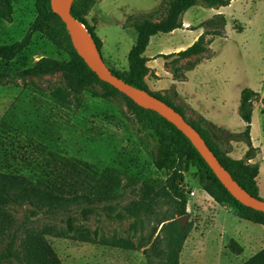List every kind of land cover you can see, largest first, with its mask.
<instances>
[{"label": "rangeland", "instance_id": "374dc122", "mask_svg": "<svg viewBox=\"0 0 264 264\" xmlns=\"http://www.w3.org/2000/svg\"><path fill=\"white\" fill-rule=\"evenodd\" d=\"M164 2L96 1L86 18L91 26H96V33L103 42L100 56L107 68H128V55L137 38L133 27L135 18L155 10L157 17H161L164 10L160 7ZM41 6L42 0H13V21L0 19V45H11L22 40L41 13ZM217 10L199 4L189 9L186 15V19L195 26L217 14H223L227 19L225 36L216 37L205 54L193 59L205 60L196 69L185 73L189 78L188 87L209 100L216 97L225 99V112L218 113L223 118H233L231 127L234 132H241L239 128L242 121L237 107L242 90L250 88L261 94L255 103L252 130L255 143L262 148L259 161L263 169L257 183L260 189L259 197L264 200V145L261 146L264 140H259L258 133L261 125H264V0H233L223 11ZM197 32L198 28L183 27L173 33L157 35L152 43L150 42L151 45L149 44L148 56L153 52L159 53L161 49H164L163 53L168 54L174 53L179 47L187 49L193 44L190 45V41ZM43 57L65 59L66 54L45 35L37 33L18 59L12 62L0 59L1 72L10 76L0 84V170L23 173L41 180L53 179L56 175L64 173L65 161L72 160L88 163L99 171L105 168L118 171L121 173L123 184L131 185L117 190L119 200L109 201L91 209H76L74 217L78 223L92 228L100 227L109 238L115 233L126 237L134 219L129 217L125 208L138 197L132 194L131 188L134 186L140 190L144 180L158 183L166 178L165 171H158L152 164L157 140L150 130L142 127L134 107L123 98L106 101L85 92L81 108L53 99L47 88L63 84V73L31 78L41 89L34 86L24 87L23 81L17 75L18 68L32 65ZM178 63L177 60L171 62L174 64L173 68ZM161 64L162 60H159L152 66L160 67ZM157 93L172 100L174 104L183 106L188 119L200 120L198 114L178 102V99H174L172 88ZM222 135L226 141L218 142L220 147L224 151H230L229 155L233 158L240 156L243 143L230 141L231 136L228 133L224 132ZM234 143H237V153L232 152ZM54 158L62 159H59V163H52ZM198 177L199 169L189 164L184 182L189 192L188 222H192L193 229L182 251L181 264H242L262 251L264 226L242 220L230 206L217 204L200 187ZM13 209L19 218L34 214L32 223H36L38 219L61 223L64 219L35 214L31 207L13 206ZM170 210L171 205L167 203L161 202L158 206L160 214ZM142 221L145 222V230L148 233L152 218L143 217ZM232 239L244 247L241 255L229 250L228 245ZM51 240L64 264H146L142 251H129L68 239Z\"/></svg>", "mask_w": 264, "mask_h": 264}, {"label": "trees", "instance_id": "16d2710c", "mask_svg": "<svg viewBox=\"0 0 264 264\" xmlns=\"http://www.w3.org/2000/svg\"><path fill=\"white\" fill-rule=\"evenodd\" d=\"M98 0H75L72 6L73 17L85 26L101 54L103 42L96 33V26L87 21L90 8ZM160 9L164 10L157 17V10L146 15H139L133 22L137 39L128 55V68L112 70V72L135 87L146 90L163 100L180 112L184 118L196 128L205 139L210 149L218 157L222 165L232 174L241 187L251 195L259 197L257 177L260 167L249 161L254 157L256 149L252 146L251 128L255 102L260 93L250 88L241 92L239 114L245 122L241 133H231L218 127L200 116V120H190L185 108L178 106L168 98L161 97L149 90L145 77L152 73L144 53L150 40L158 34L172 33L182 29L183 15L192 7L202 3L208 8L229 6L233 0H164ZM14 18L13 0H0V19L12 22ZM227 19L217 14L200 24L204 32L187 49L177 54L161 55L169 58L177 55L182 59L207 52L216 37L225 36ZM189 29H195L191 27ZM240 30V29H239ZM42 33L59 50L66 54L65 59L43 57L25 68H18V77L24 87H41L31 78L45 74L63 73L64 83L49 86L51 97L62 104L81 108L83 95L90 92L94 97L106 101L123 98L134 107L136 117L142 127L150 130L157 140L153 150L152 164L158 171H165L166 178L158 183L144 180L142 188H131L137 199L132 200L125 208L130 218L134 219L126 237L115 233L107 237L100 227L78 223L74 212L80 209H91L109 201H118L117 190L129 184H123L121 173L114 169L96 170L94 166L78 161L67 160L64 173L53 179L33 178L23 173H11L0 170V264H64L55 251L51 238L68 239L81 243L120 248L129 251H142L146 264H181L180 258L185 243L193 229L188 222L181 229L177 219L186 215L189 192L185 184V172L189 164L199 169L200 187L219 205L230 206L238 218L264 226V213L244 206L237 201L219 181L212 169L202 158L191 141L171 122L157 112L138 106L125 94L112 85L99 79L74 48L65 23L54 9L53 0H42L41 13L29 29L26 36L11 45H0V59L12 62L30 46L32 37ZM201 62L197 59L186 66L177 67L176 79H184L185 73ZM154 75V73H152ZM0 70V84L8 79ZM177 93L174 92V99ZM264 103V98L262 99ZM264 113V107L262 109ZM206 127V128H205ZM228 133L230 141L245 142L249 149L242 159H235L224 151L218 142H225L222 133ZM54 158L51 162H60ZM64 160V159H63ZM48 161V163H51ZM63 163V161L61 162ZM52 170V169H51ZM161 202L171 205V210L163 214L158 211ZM13 206L31 207L35 214H42L53 219L62 218L61 223L44 222L40 219L32 223L34 215L19 218ZM152 218V226L148 233L145 230L143 217ZM140 226V229L138 226ZM231 252L241 255L244 247L232 239L228 245ZM242 264H264V249Z\"/></svg>", "mask_w": 264, "mask_h": 264}, {"label": "water", "instance_id": "95a60500", "mask_svg": "<svg viewBox=\"0 0 264 264\" xmlns=\"http://www.w3.org/2000/svg\"><path fill=\"white\" fill-rule=\"evenodd\" d=\"M74 1L75 0H57V5L56 7L54 5V9L65 23L74 48L84 59L89 68L97 74L100 80L112 85L118 91L129 97L138 106L155 111L171 122L191 141L219 181L237 201L244 206L264 213V200L251 195L247 190L241 187L236 180H234L232 174L222 165L218 157L210 149L201 133L194 128L180 112L176 111L172 106L152 95L150 92L126 83L124 80L116 76L111 69L104 65L91 36L89 35L92 42H90L82 31L80 27L81 23H79L72 15L71 11ZM189 219V213L177 219L181 229L186 227Z\"/></svg>", "mask_w": 264, "mask_h": 264}, {"label": "crops", "instance_id": "0c3cea01", "mask_svg": "<svg viewBox=\"0 0 264 264\" xmlns=\"http://www.w3.org/2000/svg\"><path fill=\"white\" fill-rule=\"evenodd\" d=\"M199 4H201V6H202V3H199ZM216 9H218L217 12H221V11H223L224 7H220V8H216ZM188 12H189V10L182 17L184 28H186V29L191 28V27L198 28V32L195 34V36L190 41V45H191L192 43H194L197 40V38L201 35V33L204 32L205 29L199 27L203 21L197 26H195V24L192 25L191 21L186 19V15ZM178 30H180V29H176L173 32H176ZM158 35H160V34H158ZM156 36L157 35H155L151 38V40H150L151 43H152V40L154 39V37H156ZM150 45L148 46L146 52L144 53V55L150 59L147 64L151 68L152 73H154V75H155V76H153V74L150 73L148 76L145 77V82L148 85L149 90H151L155 94H159V93H157V91L168 90V89L172 88L174 90V92L177 93L176 99H178V102L189 107L193 112H195L199 116L203 117L207 121L213 123L214 125H216L218 127L224 128L231 133H241L244 131L245 122L243 121V119L241 117L240 118H241L242 124H240V128H239L241 132H234L232 127H231V124L233 122V118L232 117L223 118V116L219 114L222 111L225 112V109L227 107V104H226L227 101L225 99H223V98L218 99V97H216V98H213V100H209L208 97L199 96L197 94L196 90L191 91L188 87L189 78H188L187 74H185L184 79H176L175 78L174 74H175V70L177 67L186 66V63L193 62L194 61L193 59H195L196 57H200L201 55H203L205 53L200 54V55H194V56H191V57L185 58V59H182L177 55H173L169 58H166V57H161L162 54L168 55V53L167 52L163 53L162 51L164 49H161L162 46H160L159 49H161V51L159 53L153 52L150 56H148V51H149ZM185 48L179 47L172 54H177L178 52H180V50L182 51ZM208 49H210V46ZM165 51H167V50H165ZM168 52H170V51H168ZM159 60H162V64L160 65V67H153L152 65L155 62H158ZM176 60L179 63L173 68L172 65H174V64H171V62H175ZM203 60H205V59H203ZM203 60L201 62H203ZM198 65H196V67L194 69H196ZM168 67H170V68H168ZM194 69H192V70H194ZM188 75H189V72H188ZM240 99H241V97H240ZM239 107H240V104L237 107L238 114H239ZM255 108L256 107L254 105L252 123H253V119H254V115H255V111H256ZM260 108L262 109V106H260ZM234 111H236V110H234ZM239 116H240V114H239ZM261 126H262L261 130L260 129L258 130V133L260 135L259 140H262V139L264 140V125H261ZM252 129H253V126L251 128V141H252V146L256 149V152L254 154V157L249 162L251 164H258L259 165V167H260L259 174H260V172L263 169V166L260 164V161H259L262 148L259 147L258 144L255 143ZM242 143L243 144H242L241 154H240V156L236 157L235 159H242L247 152L248 145L245 142H242ZM236 144L237 143L233 144L234 145V151H232L235 153L239 152V150L236 147ZM263 145H264V143H261V146H263ZM248 149H249V147H248ZM257 179H258V177H257ZM257 185H258V183H257ZM258 189H259V187H258ZM259 194H260V189H259Z\"/></svg>", "mask_w": 264, "mask_h": 264}, {"label": "bare ground", "instance_id": "6f19581e", "mask_svg": "<svg viewBox=\"0 0 264 264\" xmlns=\"http://www.w3.org/2000/svg\"><path fill=\"white\" fill-rule=\"evenodd\" d=\"M56 3H57V0H54L55 7L57 5ZM80 27H81L82 31L84 32V34L86 35V37L90 40V42H92L88 32L85 30V28L82 26V24H80Z\"/></svg>", "mask_w": 264, "mask_h": 264}]
</instances>
